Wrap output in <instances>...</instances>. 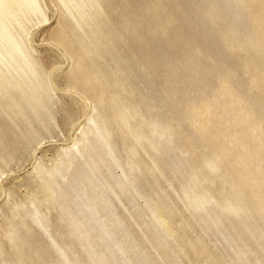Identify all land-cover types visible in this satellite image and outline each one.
Wrapping results in <instances>:
<instances>
[{"label": "rangeland", "instance_id": "obj_1", "mask_svg": "<svg viewBox=\"0 0 264 264\" xmlns=\"http://www.w3.org/2000/svg\"><path fill=\"white\" fill-rule=\"evenodd\" d=\"M41 1L47 20L38 23L34 19L29 25L25 43L38 66L44 70L41 78L45 83L48 81L44 84L48 108L42 110V117H37L23 104L28 123L22 115L19 118L14 115L12 123L7 119L0 120L3 128L0 134V258L3 257L2 261L8 264L17 261L22 264L24 259H18L17 255H28L27 246L31 250L44 248L41 250L45 257H56L43 232L32 220L29 221L31 215L49 220V225L53 223L50 230L56 229L54 238L59 240L60 246L74 243L72 236L63 237V232L67 233L66 224L58 226L55 222L62 208L52 203L50 191H44L43 186L45 183L52 186L56 173L65 171L62 169L66 159L65 146L75 140L77 147L84 146L93 139L95 122L103 125L104 121H110L109 118L99 121L104 114L91 108L82 97L80 88L75 90L71 87L76 71L72 63L60 54L64 51L62 47L59 50L58 46L50 44L56 38L58 13L52 1ZM128 1L133 7L125 12H131L137 18L133 26L134 37L130 24L118 20V15L123 12L121 0L104 3L110 21L104 22L101 30L108 33L109 29L112 32L110 39H115L111 41L101 37L97 47L94 46L92 52H101L99 57L103 64L94 60L95 57L86 61L96 65L99 62L103 68L100 72L110 80L119 78L120 74L128 76L131 81L125 85L126 89L139 106L134 117L139 119L142 115L147 119L146 116H150L153 119L151 126L159 128L157 124L165 121L169 131L164 132V136L174 146L161 154L163 159L157 158L162 168L154 172L157 179L144 170L133 169L135 187L121 190L114 186L119 197L111 192L109 199L123 226L130 230L134 242L152 264H169L168 255L175 258L177 264H238L236 248L246 242L253 250L259 239L245 236L244 241L236 242L234 248L230 239L242 234L236 221L227 226L231 235L226 237L207 227L202 222L203 210L194 212L188 207L184 188L191 184L194 194L208 200L212 207L222 199L217 189L226 175L234 183L233 189L243 193L251 206L257 202L253 195L264 193V163L257 161L264 159V142L257 141L256 135L252 136L257 134L261 137L259 140L264 141V0H238L237 8H241L240 18L244 20L240 19L242 24L237 25H229V9L228 12L223 11V17L210 13L211 10L206 9L210 5L209 0H164L166 6L158 1L153 7H147L150 10L142 6V1L146 0L124 2ZM158 5L160 8L155 10ZM173 14L176 20L171 19ZM229 34L241 43L242 50L238 46L229 49ZM173 36L176 39L188 38L175 42ZM250 44L256 46L255 52L250 49ZM162 46L167 51L163 52ZM153 49L155 55L162 52L161 61H152L145 55ZM117 53L126 62L121 67L114 61ZM54 68L57 71H53ZM81 97L84 103L79 101ZM87 117L93 120L88 121ZM238 118L246 123L261 119L259 132L239 130ZM134 126L139 127L137 123ZM147 126L143 124L140 128L144 131ZM111 132V143L121 165L119 168L111 167L116 179L123 182L121 175L129 170V160L117 130ZM154 133L158 136L157 131ZM152 138L154 140V135ZM249 140L252 142V154L263 148L257 152L262 153V159L254 156L247 159L242 165L245 168L239 172L241 167L232 166L229 162L235 153L241 154L242 146ZM215 147L227 149H222L223 154L216 162L219 169L210 171L205 168L203 159L209 158L217 150ZM147 161L155 167L148 158ZM105 174L110 177L107 172ZM259 186L262 190L253 193ZM261 197L264 200V196ZM155 203L159 207L157 211L166 216L167 229L176 234L165 236L161 234L163 224L153 223L156 214L151 213V207ZM158 215L161 214L158 212ZM23 222L27 224L29 236L23 231ZM254 222L256 229L259 226L264 228V219L259 212L253 214ZM122 239L125 240L123 236ZM177 239L182 243L183 251L177 248ZM76 248L81 254V250ZM199 255H203V262L199 261ZM259 258L255 264H264L263 253Z\"/></svg>", "mask_w": 264, "mask_h": 264}, {"label": "bare ground", "instance_id": "obj_2", "mask_svg": "<svg viewBox=\"0 0 264 264\" xmlns=\"http://www.w3.org/2000/svg\"><path fill=\"white\" fill-rule=\"evenodd\" d=\"M50 1L54 3L58 13L56 16L59 18L55 41L50 44L58 46L59 50L62 47L64 51H61L60 54L66 58V61L68 59L72 63L73 69L76 71L71 87L75 90L80 88L83 94L82 97L90 103L91 108L95 112L100 111L104 114V117L100 116L99 121L107 118L110 121L108 123L104 121L102 125L96 119L97 122L92 126L93 139L85 143L84 146L77 147L76 140L65 146L63 152L66 159H64L65 162L62 165V169L65 171H58L59 175L56 173V176L52 178V186H48V183L43 186L44 191H50L49 197H52V203L62 208L59 214L56 215L55 222L59 224L58 226L66 224L67 233L62 231L63 237L65 235L72 236L74 243L67 242L68 245L60 246L59 240L54 238V233H57L55 226H53L54 230H50L53 223L49 225V223L47 224L49 220L47 221L41 217L38 219L36 215H29L30 218L32 217L29 221L32 220V223H35V226L40 229L39 231L43 232V236L56 257H45L43 250H41L44 248L36 247L31 250L27 246L28 255L22 253V257L17 255L18 259H24L22 264H152V261L146 257L140 246L134 242V236L131 235L130 230L123 226L113 203L109 199V193L112 192L118 198L119 194L115 191L114 186L121 190L129 187L134 188L133 169L140 170V172L144 170L151 177L157 179L154 172L162 169L157 163V158L162 157L163 159L164 152L174 146L173 143L168 142L169 138L167 139L164 136V132L169 131L168 126L163 120L160 122L161 124H157L160 128L151 126L153 119L150 116H146V119L144 116L139 115V119H136L134 116L138 113V102H135L133 95L127 91L125 86L131 79H127L128 76L125 74H120L119 78L123 79L118 80L119 78L116 77L110 80L100 72V70L103 71L101 65L103 63L99 57L101 52L93 54L92 51L95 48L94 46L97 47V41L101 37L110 39L112 35L109 29L108 33L101 30V25L110 21V17L106 15L104 3H109L112 0ZM124 1L121 0L123 4L120 7L123 8V12L118 15V20L122 21L121 23L130 24V29H133L137 18L131 12H125L133 5L129 1L128 3ZM158 1L166 6L165 2L167 0L165 2L164 0H155V2L146 0L142 1V6L147 8L152 5L153 7ZM237 2L238 0H209L210 5L206 9L211 10L210 13L215 12V14L221 15V17H223V11L228 12L229 9V25L233 23L237 25L241 20H244L240 18L242 12L241 8H237ZM159 8L158 5L155 10ZM147 9L150 10V8ZM115 10H118V7ZM34 19L38 23L47 20L41 0H0V120L7 119L10 123L14 122V115L18 118L22 115L25 122H29L23 104L37 117H42V110L48 108V101L45 100L47 88L44 86V84H48V81L45 80V83L44 79L41 78L44 70L38 66L25 43L29 34V25ZM171 19L176 20V15L173 14ZM134 30L132 38L135 35ZM184 38L187 39L188 37ZM114 39L110 40L113 41ZM174 39L175 42L185 41L182 38ZM227 39L229 40V49L238 46L242 50L240 47L242 45L237 42L236 37L229 34ZM250 46H252L250 48L252 52H255L256 46L252 44ZM170 47L168 45V49ZM161 49H163V52L164 50L167 51L165 46H162ZM154 50L146 52L145 55L149 56L152 61H161L163 58L162 52L155 55ZM93 58L101 64L99 62H97V65L90 64L86 61ZM244 59L246 60V55ZM114 61L120 67L126 63L118 53ZM149 65L153 67V65ZM53 71L57 70L54 68ZM82 97L79 101L83 99ZM9 110L10 113H6ZM87 119L88 121L93 120L91 117H87ZM237 120L239 121V130L248 133L251 131L259 132L260 130L261 119L254 120L252 123H246L245 120L240 118ZM240 121L243 123L241 124ZM135 123L139 127L134 126ZM143 124H148L144 131L140 128ZM17 128L20 129V125H17ZM1 130L3 128L0 127V134H2ZM112 130H117L122 145L126 148V157L129 160V170L123 171L121 175L123 182L116 179L111 167V165L118 166L117 168L121 167L118 155L111 143ZM155 131H157L159 137L155 135ZM152 135H154V140ZM254 135H256L257 141L264 142L259 140L261 137H258L257 134H252V136ZM157 138H159L158 141H156ZM251 144L252 142L249 140L246 145L242 146L241 154L235 153L234 159L229 162L232 166L241 167L239 172H242L245 168L242 165L246 163L247 159H253V156L262 159V153L257 152L263 148H258L252 154L250 152ZM215 148L217 150H214L209 158L203 159L205 168L211 169L210 171L219 169L216 162L223 154V148ZM161 154L163 155L161 156ZM147 158L155 167L148 164ZM257 161L264 163V159ZM105 172L108 173L109 178ZM224 186H227V188L225 189ZM234 187V183L226 175L221 187L219 186L217 189L222 199L217 204L214 203V208L201 195L194 194L191 184L186 185L184 190L188 207L194 212L203 210L201 211L202 222L207 227L226 237L231 235L227 226L234 224L236 221L237 229L242 234L230 239V243L234 248L237 245L236 242L244 241L245 236L259 239L255 249L252 250L250 245L244 242L236 248L237 252H235L238 264H255L254 261L259 262L260 260L259 254H264V228L262 229L259 226L256 229L257 225L255 222L252 223V219L253 214L258 212L264 219V200L261 197L264 196V193H257L262 190L259 186L257 191L253 192L257 193L253 195L257 201L256 205L251 206L250 202L244 199V194L235 191ZM157 208L159 207L155 203L151 207V213L156 214L153 223L163 224L164 229L161 230V234L165 236L176 234L175 231L167 229L166 216L161 211H157ZM158 212L161 215H158ZM26 227L27 224L23 222V231L25 235L28 234L29 236ZM42 232L40 233L42 234ZM122 236L125 240L122 239ZM175 243L177 248L183 251V245L178 239ZM75 245L81 250V254ZM168 256L170 258L169 264H177L175 258ZM2 258H0V261H2ZM203 258V255H199L200 262H203ZM0 264L8 263L2 261ZM13 264H19V262Z\"/></svg>", "mask_w": 264, "mask_h": 264}]
</instances>
